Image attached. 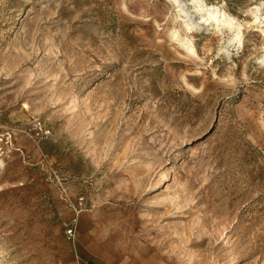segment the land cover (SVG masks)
<instances>
[{"label":"rangeland","instance_id":"obj_1","mask_svg":"<svg viewBox=\"0 0 264 264\" xmlns=\"http://www.w3.org/2000/svg\"><path fill=\"white\" fill-rule=\"evenodd\" d=\"M184 1L0 0V264H264V0Z\"/></svg>","mask_w":264,"mask_h":264},{"label":"bare ground","instance_id":"obj_2","mask_svg":"<svg viewBox=\"0 0 264 264\" xmlns=\"http://www.w3.org/2000/svg\"><path fill=\"white\" fill-rule=\"evenodd\" d=\"M197 4H195L194 6L196 7V11L197 13H199V21L202 22H206V21H215L217 26H228V27H234L236 26V20L235 17H233L231 14H229L226 10H224V8L222 9L219 5H213V6H208L207 3H204L203 0H194ZM183 2H185L183 0ZM193 3V2H192ZM180 5V4H179ZM184 5V4H183ZM187 5V3H186ZM193 7V6H191ZM261 8L260 4L256 5L253 12L256 14L255 18H260L259 14H257V12H259V9ZM180 10H183V7L180 8ZM181 12V11H180ZM252 12V13H253ZM178 14V13H177ZM189 14V13H188ZM180 15V14H178ZM187 15V14H186ZM261 15V14H260ZM188 16V15H187ZM186 16V17H187ZM191 17H189L188 19L185 20L186 25L189 26V24H191L190 21ZM195 21V20H194ZM193 21V22H194ZM261 21V19H260ZM192 22V21H191ZM260 23V22H259ZM214 24V23H213ZM194 26V25H193ZM238 30L235 33V35H233L230 39L231 42H241V30L239 28V26H237ZM176 33L179 32V30H175ZM175 34V33H174ZM184 37V36H183ZM191 38L190 39H183L180 38V42L183 45H186L187 48L191 51L194 52L195 48L194 45L191 42ZM227 44V43H226ZM233 44V43H232ZM235 47V46H234ZM164 180L167 179V173H164Z\"/></svg>","mask_w":264,"mask_h":264},{"label":"crops","instance_id":"obj_3","mask_svg":"<svg viewBox=\"0 0 264 264\" xmlns=\"http://www.w3.org/2000/svg\"><path fill=\"white\" fill-rule=\"evenodd\" d=\"M81 251L82 250L80 251L76 250L77 255L73 256L72 259L67 264H106L104 261H101L96 257L83 256L81 254ZM139 264H144V263H139Z\"/></svg>","mask_w":264,"mask_h":264},{"label":"built area","instance_id":"obj_4","mask_svg":"<svg viewBox=\"0 0 264 264\" xmlns=\"http://www.w3.org/2000/svg\"><path fill=\"white\" fill-rule=\"evenodd\" d=\"M73 232H74V228H73V227H70V228L68 229V233H69V234H73Z\"/></svg>","mask_w":264,"mask_h":264}]
</instances>
